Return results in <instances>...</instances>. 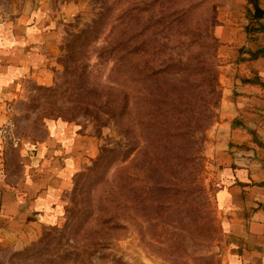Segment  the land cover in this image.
<instances>
[{"label":"rangeland","instance_id":"374dc122","mask_svg":"<svg viewBox=\"0 0 264 264\" xmlns=\"http://www.w3.org/2000/svg\"><path fill=\"white\" fill-rule=\"evenodd\" d=\"M39 0H0L15 15ZM68 5L46 84L12 110L16 138L73 122L96 151L72 177L60 222L11 264H220L212 155L221 134L222 0H50Z\"/></svg>","mask_w":264,"mask_h":264},{"label":"crops","instance_id":"0c3cea01","mask_svg":"<svg viewBox=\"0 0 264 264\" xmlns=\"http://www.w3.org/2000/svg\"><path fill=\"white\" fill-rule=\"evenodd\" d=\"M70 6L39 0L12 16L0 9V264H11L15 251L60 222L74 173L96 151L93 137L62 119H47L37 140L16 138L11 128L27 86L50 80L47 61ZM217 20L223 134L212 158L220 264H264V0H222Z\"/></svg>","mask_w":264,"mask_h":264},{"label":"built area","instance_id":"2783aa9c","mask_svg":"<svg viewBox=\"0 0 264 264\" xmlns=\"http://www.w3.org/2000/svg\"><path fill=\"white\" fill-rule=\"evenodd\" d=\"M2 134H4L5 136L11 137V133L9 132V128L4 127L2 129Z\"/></svg>","mask_w":264,"mask_h":264}]
</instances>
